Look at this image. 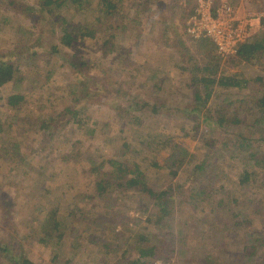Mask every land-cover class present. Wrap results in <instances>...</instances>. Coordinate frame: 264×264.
<instances>
[{
	"label": "rangeland",
	"instance_id": "374dc122",
	"mask_svg": "<svg viewBox=\"0 0 264 264\" xmlns=\"http://www.w3.org/2000/svg\"><path fill=\"white\" fill-rule=\"evenodd\" d=\"M10 1L0 0V55H9L14 63L17 45L31 37L38 52L31 61L37 62L38 70L30 61H21L24 80L19 91L26 99L17 108L7 105L15 86L0 79L1 152L20 157L0 160L1 245L19 246V252L34 264H127L140 259L139 247L167 246L159 253L166 256L173 243L176 247L169 261L149 258L145 264H253L246 258L245 244H256L258 236L264 237V170L250 172L254 176L246 187L241 178L250 167L240 154H234L233 146L240 128L227 127V132L219 130L216 135L205 131L209 127L202 124L199 131L206 134L197 138L192 131L195 121L182 111L194 104V88L188 84L197 65L209 61L221 72L237 77L245 73L252 79L264 76V64H232L224 58L217 61L212 44L184 36L185 11L196 0H154L147 9L141 7L144 0H118L116 13L104 16L102 23L100 0H92L86 11L63 10L58 18L47 20H42L46 13L39 7L40 0H12L34 9V20L12 9ZM239 13L257 21L251 24L249 38L262 36L258 18H264V0H243ZM97 22L102 30L97 40L84 38L73 48L61 43L63 28L80 38L84 32L80 26ZM53 46L61 53L52 54ZM72 57L86 64L80 68L82 73L71 66ZM129 71L135 72L134 78L144 73L140 82L132 81ZM146 81L151 87L144 89ZM154 85L164 87L159 97L150 92ZM107 86L111 89L104 90ZM234 91L235 96L249 101V90H233L231 97ZM135 93L139 98L145 96L149 104L141 111L119 113L117 108L129 107L127 100ZM216 103L218 100L212 98L209 109ZM234 105H241L239 113L245 115L253 102ZM68 107L78 113L75 122L66 124L71 118L66 113ZM43 122L52 127L47 131H56L53 136L40 128ZM243 132L254 149L264 152V140L258 132ZM126 141L139 149L149 185L160 190L173 186L174 193H180L171 223L159 224L156 207L146 205L149 200L141 195H124L111 187L98 197V175L91 171V155H96L97 163L103 159L130 160L133 153L130 158L122 154ZM175 144L189 152L177 165L176 176L165 165L168 148ZM196 164H204L205 169L194 175ZM101 169L99 175L111 171L107 163ZM214 169L218 178L212 184L209 175L214 176ZM200 185L206 192L194 199ZM181 199L185 208L179 203ZM55 212L58 229L46 223L48 215ZM96 217L103 218L105 227L92 225L90 221ZM170 230L172 235L160 234ZM254 263L264 264V248L259 249ZM0 264H9L1 254Z\"/></svg>",
	"mask_w": 264,
	"mask_h": 264
},
{
	"label": "trees",
	"instance_id": "16d2710c",
	"mask_svg": "<svg viewBox=\"0 0 264 264\" xmlns=\"http://www.w3.org/2000/svg\"><path fill=\"white\" fill-rule=\"evenodd\" d=\"M151 1L154 0H144L141 2V7L143 9H147L148 5ZM190 2L191 0H187ZM193 1V0H192ZM231 2V4L235 5L236 3L234 0H228ZM118 0H100L99 6H102V9L100 12L101 17L99 18L100 23L103 22L104 16H113L116 11L118 10L119 6ZM194 2V1H193ZM11 5L10 7L16 11H18L21 14H24L25 16H31L34 19H37L35 14L36 11L34 9H31L30 7L25 6L24 4H18L14 3L12 0L10 1ZM93 1L92 0H40V8L43 9V11L46 13L45 19L47 20L50 17L52 18H58L59 14L63 12V10H76L78 12L82 10H88L91 8ZM193 5V4H192ZM195 6H192V8L188 9V11H185V13H188L189 16ZM177 13L178 5L174 6ZM184 7L181 8V12H183L185 9ZM41 10V9H40ZM178 14V13H177ZM38 21L41 22L40 18ZM99 23V24H100ZM98 22L96 25H93L91 23H85L83 26H80L84 29V32L82 33V36L80 38L75 37L72 33H68L65 28H63V36L60 37L61 43L68 48H73L74 45L79 41H82L84 38H92L97 40V34L98 32H102L101 29H98ZM259 26L262 27V36H259L256 34V36L250 37L246 43L239 46L238 53L235 56H231L227 59H230L229 61L232 62V64H242L244 61L249 63H255V64H264V18H259ZM184 36L189 37L191 40L192 38L188 35L186 30H184ZM74 33V31H72ZM35 34H33L34 36ZM31 38V37H30ZM25 39V41L17 45L18 52L16 54H13L12 57L13 60H17L11 62V59L8 58L9 55H0V79L12 82V84L15 86V91H13L8 99H7V105L10 107H18L26 98L22 93H20L19 89L22 87L23 80H24V74L21 72V64L22 60H26V63L28 64L30 61V65L34 66L35 70H38L37 62L34 63L31 61V58H34L33 56L37 55V47L36 43L31 44V39ZM199 42L202 44V42H206L207 45L212 44L214 49L216 50L214 44L210 40H194V42ZM38 42V40H37ZM109 44H111V41H108ZM188 46L187 44H185ZM112 48L114 49V45L112 44ZM109 51H112V49H109ZM108 51V52H109ZM52 54H60L61 51L57 46H53V50L51 52ZM49 52V55L51 54ZM51 54V55H52ZM219 56V55H218ZM190 58V56H189ZM220 59H223L219 56L217 61ZM190 60V59H189ZM192 60V59H191ZM21 63H20V62ZM216 61V63H217ZM71 66H73L77 71L81 72L80 68H83L86 66L84 64V61H82L79 58L72 57L70 60ZM216 65V64H215ZM201 66V68L199 67ZM196 67V66H195ZM194 67V68H195ZM185 70V69H184ZM52 71V70H51ZM192 72V70H191ZM194 76L192 74V78L189 81L188 86L191 88H194V104L186 106L187 109L182 111L184 114L188 115L189 118L193 119L195 121V125L192 128V131H195V134L197 135V138H199L200 134H206L205 131H208L211 134H216L219 130L228 131L227 127H239L238 130L239 133H237V137L234 139V154H240L243 160L246 162V164H249L250 171L244 173L245 178H241V182L244 183V185L247 187V185L250 183L249 179L253 175V173L250 172H256L258 170H264V152H260L256 149H254V145L250 142L247 135L243 132L244 129H248L250 131L258 132L262 139L264 140V76L258 75L255 78H246L245 73H241L242 75L240 77L233 76L232 74H229L226 71H220L219 66H214L211 62L207 61L205 64L197 65L196 69H193ZM192 72V73H193ZM82 73V72H81ZM144 73L140 74L139 76L135 77L134 71H129L128 76L130 79H133L132 81H138L140 82L141 77ZM133 76V78H131ZM88 79V78H87ZM92 79L90 78V81ZM164 80V79H163ZM89 81V79H88ZM168 81V80H167ZM161 81L160 83H162ZM84 83H87L86 81ZM159 83V82H158ZM171 81L169 82V84ZM82 84V83H81ZM256 85V86H255ZM87 86V85H86ZM146 89L147 87H151L150 85H146L145 83L142 85ZM259 86V87H258ZM159 88L157 94L155 91V88ZM85 91L88 89L86 87ZM257 88V89H253ZM111 89L110 86H107V88H104V90ZM131 89V88H130ZM230 89V90H229ZM247 89L249 90L250 99L249 101H243L244 99L239 96H235L236 92L234 91V97L231 93L233 90H238L240 92ZM164 90V87L159 85H154L153 89L150 90L151 94H153L154 97H159L160 92ZM228 90V91H227ZM256 91V92H255ZM107 93V92H106ZM142 93V92H139ZM139 93H135L136 95L133 96L132 100H127L129 103V107H118L117 111L121 113L122 111L129 112L132 110H144L145 107L149 104L145 100V98H139ZM248 93V92H247ZM247 93H243V95L247 96ZM261 94V95H260ZM105 95V94H103ZM159 95V96H158ZM227 95V96H226ZM228 95L230 96L228 98ZM237 95V94H236ZM226 96V97H225ZM145 97V96H144ZM223 97V98H222ZM215 98L218 100V103H216L215 107H211L209 109V101ZM236 100V101H234ZM238 103H245L246 106L248 104L250 105L251 102H253L252 107H249L246 110L245 115H241L239 111L241 110V105L235 106L234 104ZM122 106V105H120ZM235 107L236 110L232 111V108ZM167 111L169 109L166 108ZM164 109L163 111H166ZM170 110V109H169ZM155 113H158V109H154ZM66 113L67 116H71V118L66 121V124L69 123L71 120L75 122L77 111L73 107H68ZM62 114H59L61 116ZM58 116V117H59ZM249 118L251 120V124H249ZM64 120V117L62 121ZM54 122V121H52ZM205 124L209 127V129H205V131H199V128H201V125ZM243 129L241 130V128ZM41 129L47 131L49 128L52 127L49 126V124L43 122L40 126ZM1 132V129H0ZM51 136L54 135L55 130L47 131ZM217 137H214L215 139ZM167 139V137H166ZM169 139V138H168ZM171 139H169L170 141ZM162 143L165 144L166 140H162ZM225 145V144H223ZM227 145V144H226ZM165 146V145H164ZM170 155L165 159V165L167 168L171 170V175H177L178 171L177 168L183 161L184 158L189 154L188 150L181 147L179 144H175L169 149ZM252 152H249V151ZM0 148V160L4 158H13L15 159L16 156L14 153L12 154H6L9 156H3V153L1 152ZM139 149L135 147L133 149V145L129 142L123 143L122 146V154L123 156L129 154H134L132 156V159L130 160H123V161H117V160H109L105 161L102 156H99L102 160V163H97L98 161H95L96 155H91L93 168L91 169L92 172H97V183L95 184L97 194L99 197H103L111 187H116L118 190L122 191L124 195L134 193V195L137 196H143L147 198L149 201H147L146 205H154L157 209V215L158 218H160L159 224H162L163 226L167 223H171L173 220L172 216H175L177 212L176 206V196L180 195V193H174L175 187L170 186L168 189H162L157 185H149L147 181V176L145 175V168L142 166V161L140 160V152H138ZM124 156V157H125ZM20 158V157H19ZM23 158V157H22ZM19 160V159H18ZM131 163H130V162ZM107 163L109 167L111 168V171H108L106 175H99L101 173V168L103 167V164ZM157 166V163L154 165ZM204 164L194 165L193 171L196 173H200L204 170ZM211 173L214 175L211 178V175H209V179L211 183H215V178H218V175L215 173L216 170H212ZM254 176V175H253ZM246 182V183H245ZM247 184V185H246ZM245 187V188H246ZM207 188V187H206ZM181 189V188H180ZM208 189V188H207ZM206 192L205 189H202V185H200L199 189L195 192V194L192 195V197L195 199L198 195L203 196ZM183 199L179 201L180 205L182 207L185 206V204H182ZM150 202V203H149ZM152 202V203H151ZM185 208V207H184ZM182 210V208L180 209ZM42 212L44 210H41ZM71 211V210H70ZM71 216L73 215V210L71 211ZM103 218L96 217L95 219H92L90 222L95 228L99 227H105L106 222L104 220H101ZM50 222L53 224L55 229H58L60 226V223L57 222L56 218V212L54 214L48 215V218H46V223ZM160 225V226H162ZM159 226V227H160ZM174 231H166L161 232L160 234H169L172 235ZM166 236V235H165ZM167 237V236H166ZM45 241V239H43ZM257 243L249 245L248 243L245 244V249L247 252L246 258L249 259V261L252 259L253 264L255 259L258 257V251L260 248H264V237L258 236L256 238ZM167 246H159L153 245L148 247H139V255L140 259L137 261H128L127 264H145L147 259L152 258L153 260L157 259H163L165 262L169 261V257L173 254L175 250V244L173 243V246L171 247L170 253L166 254V256L161 255L160 252H165ZM113 248L112 245L108 247V249ZM0 254L5 258L9 264H34L27 258H25L20 252H19V246L15 245H1L0 243ZM161 257V258H160ZM254 258V259H253ZM248 263V261H247ZM179 264V263H176Z\"/></svg>",
	"mask_w": 264,
	"mask_h": 264
},
{
	"label": "built area",
	"instance_id": "2783aa9c",
	"mask_svg": "<svg viewBox=\"0 0 264 264\" xmlns=\"http://www.w3.org/2000/svg\"><path fill=\"white\" fill-rule=\"evenodd\" d=\"M252 18L241 15L236 5L226 0H196L186 20V32L193 40H210L220 57L238 53L250 36Z\"/></svg>",
	"mask_w": 264,
	"mask_h": 264
},
{
	"label": "crops",
	"instance_id": "0c3cea01",
	"mask_svg": "<svg viewBox=\"0 0 264 264\" xmlns=\"http://www.w3.org/2000/svg\"><path fill=\"white\" fill-rule=\"evenodd\" d=\"M236 4V6L239 8V10L243 7V0H236V2H235ZM241 5V6H240ZM241 12V11H240ZM241 13H243V12H241ZM259 19V18H258ZM253 21L254 22H257L256 20H254V19H252V24H253ZM259 22V21H258ZM252 29V28H251ZM252 38V37H251ZM143 55H146V52L144 51V53H143ZM141 98H145V97H141ZM147 102H148V100L147 99H145ZM96 192H97V190H96ZM99 197V196H98Z\"/></svg>",
	"mask_w": 264,
	"mask_h": 264
}]
</instances>
